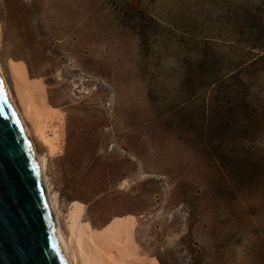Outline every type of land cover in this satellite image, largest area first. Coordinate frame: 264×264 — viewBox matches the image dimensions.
Masks as SVG:
<instances>
[{
    "label": "rangeland",
    "instance_id": "1",
    "mask_svg": "<svg viewBox=\"0 0 264 264\" xmlns=\"http://www.w3.org/2000/svg\"><path fill=\"white\" fill-rule=\"evenodd\" d=\"M0 60L79 257L264 264V0H0Z\"/></svg>",
    "mask_w": 264,
    "mask_h": 264
},
{
    "label": "water",
    "instance_id": "2",
    "mask_svg": "<svg viewBox=\"0 0 264 264\" xmlns=\"http://www.w3.org/2000/svg\"><path fill=\"white\" fill-rule=\"evenodd\" d=\"M0 264H70L42 171L1 76Z\"/></svg>",
    "mask_w": 264,
    "mask_h": 264
},
{
    "label": "bare ground",
    "instance_id": "3",
    "mask_svg": "<svg viewBox=\"0 0 264 264\" xmlns=\"http://www.w3.org/2000/svg\"><path fill=\"white\" fill-rule=\"evenodd\" d=\"M0 76L1 79H5L4 75L2 73L1 70V60H0ZM5 86V90L7 92V95L11 101V103L13 104L15 111L19 117V120L24 128V130L27 133V136L31 142V146L33 149V152H35V143L33 141V134L30 130V128L27 126V124L25 123V120L17 106V104L15 103L14 100V96L13 93L9 87V85L7 83H4ZM40 141L43 143L47 144V140L45 139L44 135L42 133H40ZM35 157L37 159V162L39 164V167L42 171L43 174V179L45 182V187H46V192H47V197H48V201H49V205L52 209V212L54 214V218H55V224H56V229L57 232L60 236V239L63 243V246L66 250L67 253V258L70 264H92L91 261H89V259H93V264H125L130 262L129 260L126 261L125 258L127 259H133V257H135V252L133 249V245L131 242V237H130V233L124 229L125 227H128L129 222H127L125 225L126 226H119L116 225L113 228H108V238L107 241L101 242L94 246V243L92 244L93 247L96 248H92V250L90 251L89 248V253H87L85 250L81 249L82 252L80 257L77 255V250L69 244V242L67 241L61 226L59 225V211H58V204H57V200L55 199V197L52 195L51 193V188L48 182V178H47V161L38 156L36 153ZM130 227V226H129ZM86 237V236H85ZM78 240L79 242L83 241L84 239L80 236L79 233L74 232L73 233V237H72V243L75 240ZM96 241V240H95ZM89 242V241H88ZM75 243V242H74ZM92 243V242H91ZM96 244V243H95ZM91 245V246H92ZM90 259V260H91Z\"/></svg>",
    "mask_w": 264,
    "mask_h": 264
}]
</instances>
